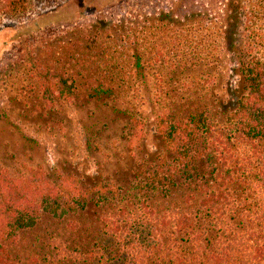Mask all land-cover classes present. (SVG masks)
Listing matches in <instances>:
<instances>
[{
	"label": "trees",
	"instance_id": "16d2710c",
	"mask_svg": "<svg viewBox=\"0 0 264 264\" xmlns=\"http://www.w3.org/2000/svg\"><path fill=\"white\" fill-rule=\"evenodd\" d=\"M32 1L0 0V25ZM199 16L97 19L19 43L0 119L65 141L74 111L85 149L107 152L92 176L0 161V264L110 261L139 226L150 240L135 264H264V33L247 30L244 54L239 6L220 43Z\"/></svg>",
	"mask_w": 264,
	"mask_h": 264
},
{
	"label": "rangeland",
	"instance_id": "374dc122",
	"mask_svg": "<svg viewBox=\"0 0 264 264\" xmlns=\"http://www.w3.org/2000/svg\"><path fill=\"white\" fill-rule=\"evenodd\" d=\"M29 14L5 20L0 25V107L9 106L10 90L7 75L11 71L13 60L18 55L19 43L31 41L32 46L38 45L42 40L50 37L64 35L74 24H88L97 19L119 22L132 25L138 23L146 16L157 15L161 12L170 13H198L197 21H191L194 26L201 25L206 29L203 38L209 37L212 41H218L223 36L222 30L233 18L235 9L239 6L241 16L239 21L238 40L241 48L245 46L247 30L258 28L264 33V0H33ZM209 35V36H208ZM208 38V39H209ZM224 38V37H223ZM11 39H14L11 41ZM261 51H264V47ZM248 54V47L244 51ZM264 53V52H263ZM231 82L237 81V76L232 75ZM8 108V107H5ZM73 110V108H72ZM148 114V135L146 147L153 148L152 116L149 109H142ZM72 128L71 137L63 141L61 136H51L43 132H36L24 122L17 120L9 113L6 119H0V161L5 156L13 155L14 161L25 162L29 166L41 165L47 169L58 167L63 161L68 160L73 167L86 175H93L99 162L104 158L107 149L103 153L93 154L85 149L81 127L77 123L78 115L71 113ZM88 121L92 119L87 118ZM12 160L8 161L12 164ZM68 164V162H67ZM110 167V165H109ZM134 235V236H133ZM133 240L129 247H122L113 241L115 248L119 249V257L110 261L98 258L96 264H135L139 243L150 240L146 231L139 226L129 234ZM146 236V237H145ZM129 248V249H127ZM100 263H98V262ZM72 264V263H69ZM138 264V262H137Z\"/></svg>",
	"mask_w": 264,
	"mask_h": 264
}]
</instances>
